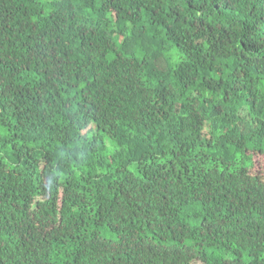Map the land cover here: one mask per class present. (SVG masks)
<instances>
[{"label": "trees", "instance_id": "16d2710c", "mask_svg": "<svg viewBox=\"0 0 264 264\" xmlns=\"http://www.w3.org/2000/svg\"><path fill=\"white\" fill-rule=\"evenodd\" d=\"M264 0H0V264H264Z\"/></svg>", "mask_w": 264, "mask_h": 264}, {"label": "rangeland", "instance_id": "374dc122", "mask_svg": "<svg viewBox=\"0 0 264 264\" xmlns=\"http://www.w3.org/2000/svg\"><path fill=\"white\" fill-rule=\"evenodd\" d=\"M258 167L260 168L259 172L264 175V164H263V161L261 159H259V161H258Z\"/></svg>", "mask_w": 264, "mask_h": 264}]
</instances>
